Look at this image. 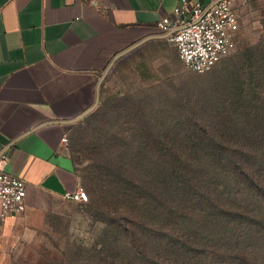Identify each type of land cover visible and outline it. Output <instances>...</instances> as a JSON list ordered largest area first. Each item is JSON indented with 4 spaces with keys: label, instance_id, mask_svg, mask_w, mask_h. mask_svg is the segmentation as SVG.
Here are the masks:
<instances>
[{
    "label": "rangeland",
    "instance_id": "rangeland-1",
    "mask_svg": "<svg viewBox=\"0 0 264 264\" xmlns=\"http://www.w3.org/2000/svg\"><path fill=\"white\" fill-rule=\"evenodd\" d=\"M243 18L237 47L209 72L189 69L168 41L143 44L116 61L104 81L107 106L74 123L67 134L88 200H66L41 217L26 240L12 249L7 264H151V258L156 264H170L155 258L168 252H153L163 245L157 241L162 239L179 251L181 264H264V195L223 167L211 164L203 178L207 189H213L210 192L222 194L221 200L237 207L232 213L198 205L194 212L174 214L181 225L169 231L159 229L150 218L145 233L134 215L125 221L130 229L119 232L103 214L112 201L104 186L114 184L110 168L136 166L143 178H151L146 155L154 152L150 139L155 135L166 142L178 133L193 135L189 128L194 124L215 121L212 109L222 101L224 108L229 106L227 116L242 124L243 116L231 109L228 98L248 93L244 53L264 44V6H249ZM209 127L207 133H212ZM170 148L176 149L169 144ZM191 149L215 151L186 150ZM133 155H140L141 163H132ZM168 191L159 200L174 206ZM149 215L143 214L144 220ZM250 215L255 219L247 220ZM161 233L165 235L158 239Z\"/></svg>",
    "mask_w": 264,
    "mask_h": 264
},
{
    "label": "crops",
    "instance_id": "crops-1",
    "mask_svg": "<svg viewBox=\"0 0 264 264\" xmlns=\"http://www.w3.org/2000/svg\"><path fill=\"white\" fill-rule=\"evenodd\" d=\"M233 1L240 39L245 10L264 6V0ZM176 5L177 0H0V167L27 187L26 210L0 218V264L8 263L41 217L77 192V165L61 141L76 123L70 121L96 103L98 83L115 56L142 40L137 47L168 41L158 22Z\"/></svg>",
    "mask_w": 264,
    "mask_h": 264
},
{
    "label": "trees",
    "instance_id": "trees-1",
    "mask_svg": "<svg viewBox=\"0 0 264 264\" xmlns=\"http://www.w3.org/2000/svg\"><path fill=\"white\" fill-rule=\"evenodd\" d=\"M243 67L247 71L248 93L239 95L238 99L228 98L231 109L243 116V118L240 117L243 119L242 124L237 118L227 116L229 106L224 108L225 103L218 102L215 104L217 109L213 108L211 115L215 121L208 124H194L189 128L193 135L178 133L177 136L170 138L169 142H166L165 137L156 135L150 139L154 144L149 146L154 152L150 156L145 154L150 159L147 164L148 169L146 168L148 174H151L149 180L137 172L135 165V170L122 164L112 165L114 167L108 172L113 177L114 184L104 185L112 201L104 209L103 214L110 219V222H113L111 224L113 229L119 232L130 229V225L125 221L134 215L141 221L136 223L144 233L148 230L147 222L150 218L159 229L169 231L171 227L181 225L176 221L177 217L174 214L188 212L190 209L194 212L198 205L227 214L234 212L237 207H233L227 199L221 200L223 195L216 191L210 192L209 190L213 189H207L204 183V171L211 164L223 167L233 177L249 184L264 195V113L262 112L264 109V44L257 50L249 49L244 53ZM240 105L243 107L241 108ZM105 106H107L105 86L102 84L99 104L91 114ZM137 107L140 108L138 105ZM253 119L259 121H253ZM210 125L213 132L207 133L211 130ZM169 144L176 149L170 148L168 151ZM188 147H212L215 151L207 153L199 149L186 150ZM70 151L76 162L71 148ZM134 156L136 159L132 163H141L138 158L140 155H133L132 158ZM166 189L169 190L168 200L176 202V205L171 206L170 203L159 200V196H162V192ZM151 198L156 200L150 203ZM143 214L150 215L144 220ZM255 217L247 216V220H254ZM163 235L165 234L157 235L158 239H162ZM157 241H163V245L154 248L153 252H168L166 255L157 254L155 256L157 261L162 259L166 263L181 264L180 253L177 249H171V241L163 239ZM150 263L156 264L153 258Z\"/></svg>",
    "mask_w": 264,
    "mask_h": 264
},
{
    "label": "built area",
    "instance_id": "built-area-1",
    "mask_svg": "<svg viewBox=\"0 0 264 264\" xmlns=\"http://www.w3.org/2000/svg\"><path fill=\"white\" fill-rule=\"evenodd\" d=\"M158 27L189 69L206 73L237 47L241 22L233 0H216L208 5L177 0L173 13L160 20ZM61 141L68 143V136ZM26 195L25 180L0 167V218L22 214L26 210ZM65 199L88 200L81 180L77 192L66 194Z\"/></svg>",
    "mask_w": 264,
    "mask_h": 264
},
{
    "label": "water",
    "instance_id": "water-1",
    "mask_svg": "<svg viewBox=\"0 0 264 264\" xmlns=\"http://www.w3.org/2000/svg\"><path fill=\"white\" fill-rule=\"evenodd\" d=\"M146 40H142L141 42L135 44L134 46L128 48L127 50H124L123 52L119 53L117 56L114 57V59L112 60V62L110 63V65L108 66V68L106 69L105 73L102 75L99 83H98V87H97V100L96 103L89 108L88 110H86L83 114H81L80 116H78L77 118L71 120L70 122H77L81 119H83L87 114L91 113L93 110L96 109V107L99 104L100 101V91H101V86L103 84V81L105 80L107 74L109 73V71L111 70V68L113 67V65L115 64V62L117 61V59L121 56H123L124 54L128 53L129 51H131L132 49L136 48L137 46H139L140 44H142L143 42H145Z\"/></svg>",
    "mask_w": 264,
    "mask_h": 264
}]
</instances>
